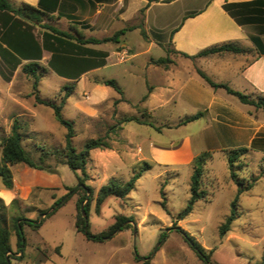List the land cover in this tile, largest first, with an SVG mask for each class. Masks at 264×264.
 Wrapping results in <instances>:
<instances>
[{"label":"rangeland","instance_id":"obj_1","mask_svg":"<svg viewBox=\"0 0 264 264\" xmlns=\"http://www.w3.org/2000/svg\"><path fill=\"white\" fill-rule=\"evenodd\" d=\"M167 10L159 25L168 30L162 34H170L172 27L178 23L179 5ZM26 20L32 24V21ZM57 21L54 17L44 18L37 26L34 25L40 41L45 31L43 25L75 35L69 22ZM139 22H143L142 17H139ZM139 26L146 33L143 25ZM152 35L155 33L152 32ZM160 39H163L161 49L154 47L150 51H147L148 36L144 38V43L139 33L127 34V47L132 51H124L120 44L107 43L113 44L116 52L107 59L108 66L100 70L97 77L117 82L123 96L130 101L121 108L119 103L125 101L124 98L121 99L123 101L108 102L97 107L96 116L90 118L95 113L90 110L89 93H82L76 87L80 79L67 81L54 74L48 65L51 58L48 52L40 61L39 96L59 104L65 94L63 88L74 86L62 114L73 123V145L78 152L84 150L88 140L100 137H108L111 148L122 152L129 145L127 138L121 135L120 127L123 119L130 117L153 125L124 124L127 131H131L132 143L129 148L132 153H136L140 145L147 154L150 141L162 147L172 145V148L179 149L184 147L188 137L191 152L196 158L205 153L210 155L206 159L202 177V189L207 192V199L196 202L191 214L177 221L178 214L191 199L193 163L162 166L149 160L146 163L151 169L142 173L135 189L124 199H107L97 212L96 199L100 188L112 179L120 183L128 182L134 173L142 171L144 163L130 158L121 163L115 161L109 164V176L115 172L114 178L112 176L109 181H104L103 170H95L103 155L91 151L87 177L84 179L85 186L92 190L89 231L92 234L105 232L117 216L130 217L134 222L132 228L118 232L105 242L88 240L75 229L78 201L86 192L80 190L72 194L69 190L82 188L78 176L84 177L80 171L74 172L65 164L66 129L55 120L51 108L36 104L32 96L33 80L22 73V65L12 71L0 60V160L2 143L17 120L22 128V146L36 165V168L25 164L9 167L14 186L12 190H7L0 178V212L5 220L4 226L10 233L12 264H137L136 258L149 259L150 264H205L176 227L188 233L206 250L211 264H264V153L248 149V153L235 164L237 177L234 181L227 153L235 150V142L213 138L214 129L210 132L209 141L204 140L201 130L215 127L208 117L180 125L181 121L197 111L177 99L162 109L158 104H151L150 107L155 108L151 116L143 109L141 99L147 94L148 85L155 82L153 74L146 73V63L159 57H168L172 61L170 38L161 35ZM135 53H139L137 58H133ZM124 69L131 70L134 75L124 74ZM147 76L150 82H145ZM233 100L242 109L245 108L238 99L233 97ZM260 116L264 119V114ZM257 145L264 148V140H258ZM95 174L98 176L92 179ZM237 182L242 183L243 187L252 184V188L240 195L238 217L230 231L221 236L220 228L230 216L232 203L238 195ZM6 190L14 194L12 200L4 196ZM22 194L25 197L23 201L19 198ZM58 202L60 204L56 205ZM54 209L56 212L49 215ZM43 218L39 229L25 223V220L40 223ZM19 223H24L22 230L26 244L23 249L18 244L16 225ZM59 250L61 256L58 257L55 253ZM43 256L50 260L40 262Z\"/></svg>","mask_w":264,"mask_h":264},{"label":"crops","instance_id":"obj_2","mask_svg":"<svg viewBox=\"0 0 264 264\" xmlns=\"http://www.w3.org/2000/svg\"><path fill=\"white\" fill-rule=\"evenodd\" d=\"M9 1L17 7L28 4L36 8L42 2V0ZM57 1V9L52 13V17L58 20V23L66 20L72 29L79 31L85 37L103 39L120 30L133 28L121 37L119 44L125 48L124 51H132L128 49L126 43L128 33H139L146 43L139 28L141 24L148 36L147 51L154 47L161 49L160 45L163 42V39H160L161 35L166 39L167 36L170 38L173 49L172 66L165 68L146 63V73L153 74L155 79L154 83L148 85L146 94L148 97L143 102V109L148 111L150 116L155 109L150 107L151 104H158L159 109H162L170 101L177 99L178 102L196 110L193 115L203 113L202 118L208 117L209 122L215 125L213 128L201 130L207 142L211 138L209 136L211 130L214 129L213 138L234 141L235 149L247 148L264 153V148L257 145L258 140H264V119L260 116L264 114V110L241 103L245 107L242 109L235 104L233 100L235 96L223 88H212L198 74L199 70L214 83L226 85L251 99H264V0H174L169 3H165L166 0L152 3L148 0H122L121 6L119 0ZM43 4L44 7L49 6L50 2L43 0ZM175 5H179L180 9L178 23L172 27L170 34H162L167 32L168 28L164 29L159 24L168 13L167 9ZM142 10H144L143 15H141ZM139 17H142L143 22H139ZM152 32L155 35H152ZM225 43L238 44L247 52L244 54L226 52L197 59L183 56L194 57L208 48ZM91 48L108 52V60L116 52L113 44ZM138 55L139 53L133 54V58H137ZM107 64L103 68L84 74L76 83V87L82 93L85 91L89 93L90 110L95 113L91 114L90 118L96 116L97 107L107 105L108 102L114 103L124 98L125 101L119 103L120 108L130 102L123 95L116 96L117 92L114 89L100 83L107 79L97 77V74L106 68ZM123 73L134 75V72L128 69H124ZM145 82H150L148 76ZM126 123L130 122L121 125V135L127 138V144L130 146L131 131H127L124 126ZM185 140L184 147L179 149L172 148V145L167 148L162 147L150 141L147 154L140 145L137 146L136 153H132L129 146H125L122 152L112 148L96 149L93 151H98L103 158L96 164L95 170L101 168L104 172L103 180L109 181L115 176V172L109 176V164L115 161L121 163L129 158L137 163H146L150 160L162 166L192 164L196 156L191 152L188 137ZM96 176L98 175L92 176V179ZM4 196L12 200L14 194L6 190ZM19 198L22 201L25 199L23 194ZM55 255L61 256V250ZM43 258L40 262L50 260L45 256Z\"/></svg>","mask_w":264,"mask_h":264},{"label":"trees","instance_id":"obj_3","mask_svg":"<svg viewBox=\"0 0 264 264\" xmlns=\"http://www.w3.org/2000/svg\"><path fill=\"white\" fill-rule=\"evenodd\" d=\"M174 0H166L165 3H169ZM50 5L45 6L43 0L38 8L30 6L28 4H22L21 6H15L10 3L9 0H0V60L2 63L10 68L12 71L17 69L22 65V73L28 78L33 80V93L35 102L38 105H43L49 107L54 112L55 120L60 126L66 129L65 135V148H64V159L65 164L74 172L80 171L84 178L78 176L79 185L82 188H71L69 189L72 194L78 193L80 190L85 191V195L81 197L78 201V215L76 218L75 229L78 233L84 235L88 240L94 242H105L113 237L118 232L130 229L133 227V219L125 216L115 217L114 223L103 233L92 234L89 231L88 216L90 201L92 197V190L85 186L84 179L87 177V163L90 157V152L96 149H110L111 146L108 142V137H100L97 139L88 140L85 143L84 150L78 152L73 145V139L75 137V131L73 123L66 120L63 117L62 111L65 106L67 99L71 96L74 86H65L63 91L65 92L61 102L59 104L52 103L47 100H43L39 96L38 85L40 82V61L43 59L44 53L48 52L51 55L50 61L48 63L49 68L59 77L70 80L77 81L84 74L91 70L103 68L107 64V59L109 54L104 51H99L90 48L91 46H98L107 43L121 42V37L126 34V32L132 30L133 28L123 29L110 37H105L103 39H97L94 37H85L79 31H75L73 36L70 32L59 30L58 28L50 25H43L42 28L45 30L42 34V40L38 39L35 33V26L41 23L44 18H52V13L57 9V0H49ZM149 3L157 2V0H148ZM144 13V10L141 11ZM26 19L32 21L28 23ZM141 29V34L143 38H147L145 31ZM234 53V54H244L247 52L245 48L240 47L235 43H225L222 45L214 46L208 48L194 57L183 55L186 58L197 59L201 57H206L210 55L222 54V53ZM26 62V63H24ZM155 66L168 68L172 61L170 58H159L157 60H152L151 62ZM198 74L214 89L223 88L229 94L235 96L242 104L250 105L256 109L264 110V99L253 100L250 97L235 92L226 85H219L214 83L210 78H208L203 72L198 70ZM102 85L114 89L119 95H123L122 89L118 86L115 80H104L100 82ZM147 95L143 97L142 102L146 101ZM123 101V100H120ZM203 113H198L196 115L186 117L181 121L180 125H186L190 122H194L201 117ZM137 122L138 124H144L148 126H153L151 123L141 122L138 118H125V122ZM21 126L16 120L12 126L10 135L4 139L2 143V153L0 160V178L4 187L7 190L13 189L12 174L9 169L10 166L17 164H25L29 167L36 168L35 163L30 159L29 155L22 146L23 135L21 133ZM247 148L235 149L227 153V162L230 167L231 177L235 181L236 173L234 172V167L240 158L248 153ZM210 155L205 153L193 161L194 174L191 179V199L188 205L183 209L177 216V221H182L186 219L192 212L193 206L196 202L206 200L207 192L202 189V177L204 173V166L206 164V159ZM151 167L147 163H144L143 169L139 173H134L131 179L126 183H120L117 180H110L108 184L102 186L97 194L96 199V210H100L103 203L111 198L116 197L119 199L126 198L134 189L136 182L141 177L142 173L150 170ZM239 185L238 195L236 196L234 202L231 206V214L227 218L226 223L220 228V235L224 236L230 231L232 223L238 217V202L240 195L244 191H249L252 188V184L243 187L242 183L237 182ZM60 204L58 202L56 205ZM83 207V210H82ZM165 208L166 205L163 204ZM56 212L54 209L49 215ZM44 219L40 223L33 221H26L30 227L33 229H39L44 222ZM4 218L0 212V264H12V249L10 246V233L4 226ZM24 223H19L16 225L18 244L21 249L25 247L26 241L23 234ZM185 242L190 246V248L195 252L197 257L203 261L205 264H211L209 260V255L206 250L188 233L183 231L180 227H176ZM59 253V251L57 252ZM23 254V253H21ZM137 264H150L149 259H137Z\"/></svg>","mask_w":264,"mask_h":264},{"label":"built area","instance_id":"obj_4","mask_svg":"<svg viewBox=\"0 0 264 264\" xmlns=\"http://www.w3.org/2000/svg\"><path fill=\"white\" fill-rule=\"evenodd\" d=\"M122 4V0H119V5H121Z\"/></svg>","mask_w":264,"mask_h":264},{"label":"water","instance_id":"obj_5","mask_svg":"<svg viewBox=\"0 0 264 264\" xmlns=\"http://www.w3.org/2000/svg\"><path fill=\"white\" fill-rule=\"evenodd\" d=\"M82 210H83V207H82Z\"/></svg>","mask_w":264,"mask_h":264}]
</instances>
